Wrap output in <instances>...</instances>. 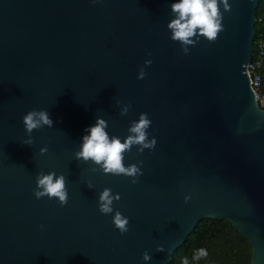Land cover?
<instances>
[{
	"label": "water",
	"instance_id": "1",
	"mask_svg": "<svg viewBox=\"0 0 264 264\" xmlns=\"http://www.w3.org/2000/svg\"><path fill=\"white\" fill-rule=\"evenodd\" d=\"M173 2L0 0V264H167L208 218L231 222L251 264H264V108L245 71L258 0H228L224 31L188 54L167 28ZM32 109L53 127L33 130L29 146L21 118ZM141 112L157 143L125 153V165L143 162L137 183L75 158L98 115L123 140ZM48 171L65 176L66 205L34 196ZM105 187L121 197L126 233L98 211Z\"/></svg>",
	"mask_w": 264,
	"mask_h": 264
},
{
	"label": "clouds",
	"instance_id": "2",
	"mask_svg": "<svg viewBox=\"0 0 264 264\" xmlns=\"http://www.w3.org/2000/svg\"><path fill=\"white\" fill-rule=\"evenodd\" d=\"M231 11V5L228 0H175L170 4L172 18L167 22V28L170 30V38L180 44V50L184 54L190 51L189 46H195L197 41L203 37L209 42H215L220 32L224 31L223 12ZM150 56L151 53H148ZM152 61L146 59L144 66H150ZM145 67H141L137 73V79H143L146 75ZM119 106L120 115H127L131 104H121L119 100L115 101ZM22 123L28 139L22 143L29 146L33 140L31 133L43 126L53 127V121L45 109H32L22 116ZM152 121L147 113L141 112L138 119L132 120L127 128V135L121 140L119 136L109 135L106 131L108 122L101 116H97L95 123L86 129V134L81 138L79 150L74 153L77 160L91 162L94 167L93 172L97 170L105 174L123 175L130 177V183H137V178L142 175V161L129 163L125 165V153L130 152L135 146L138 153H143L145 149L151 151L156 146V138L150 136L148 129ZM46 147H41V154L47 152ZM91 188V184L87 185ZM33 194L37 199L47 196L49 199H56L61 206L68 203V190L66 178L63 174H57L55 171L47 173L38 172L35 177V188ZM119 193H113L110 188L105 187L98 194V211L104 215H111V222L121 234L129 231V219L121 214L119 210L113 208V202L120 200ZM191 195H185L187 202ZM156 251H164L162 245L156 246ZM208 252L204 248L196 250L193 255L194 260H200L207 257ZM142 259L149 261L150 254L145 251L142 253ZM182 264H188L185 257Z\"/></svg>",
	"mask_w": 264,
	"mask_h": 264
},
{
	"label": "trees",
	"instance_id": "3",
	"mask_svg": "<svg viewBox=\"0 0 264 264\" xmlns=\"http://www.w3.org/2000/svg\"><path fill=\"white\" fill-rule=\"evenodd\" d=\"M254 27L255 50L256 44L264 41V0H258ZM200 248L206 249L208 255L194 260V253ZM185 257L188 264H251L252 246L231 222L208 218L196 224L167 264H182Z\"/></svg>",
	"mask_w": 264,
	"mask_h": 264
},
{
	"label": "built area",
	"instance_id": "4",
	"mask_svg": "<svg viewBox=\"0 0 264 264\" xmlns=\"http://www.w3.org/2000/svg\"><path fill=\"white\" fill-rule=\"evenodd\" d=\"M249 77V83L253 90L256 102L260 107L261 100H264V41H259L255 50L253 49L252 60L245 69ZM264 108V107H262Z\"/></svg>",
	"mask_w": 264,
	"mask_h": 264
},
{
	"label": "rangeland",
	"instance_id": "5",
	"mask_svg": "<svg viewBox=\"0 0 264 264\" xmlns=\"http://www.w3.org/2000/svg\"><path fill=\"white\" fill-rule=\"evenodd\" d=\"M260 104L262 107H264V100H261Z\"/></svg>",
	"mask_w": 264,
	"mask_h": 264
}]
</instances>
